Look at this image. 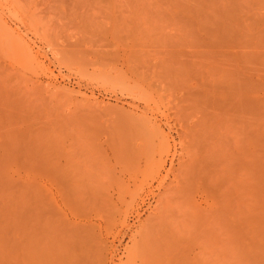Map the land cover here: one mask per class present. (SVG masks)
<instances>
[{
  "label": "rangeland",
  "instance_id": "374dc122",
  "mask_svg": "<svg viewBox=\"0 0 264 264\" xmlns=\"http://www.w3.org/2000/svg\"><path fill=\"white\" fill-rule=\"evenodd\" d=\"M263 43L264 0H0V264H21L30 215L38 264L84 251L88 264H264ZM246 82L260 98V208L241 215L240 123L208 127L233 151L211 164L218 188L195 179L216 150L193 134L202 92ZM72 176L91 187L77 179L78 199Z\"/></svg>",
  "mask_w": 264,
  "mask_h": 264
},
{
  "label": "bare ground",
  "instance_id": "6f19581e",
  "mask_svg": "<svg viewBox=\"0 0 264 264\" xmlns=\"http://www.w3.org/2000/svg\"><path fill=\"white\" fill-rule=\"evenodd\" d=\"M224 3V2H223ZM223 5V4H222ZM228 8V7H227ZM218 11V10H217ZM200 13V12H199ZM211 19V18H210ZM215 20V19H214ZM201 23V22H200ZM255 23V22H254ZM222 30H223V28H222ZM227 33V32H226ZM222 35V34H221ZM257 35V34H256ZM228 37V36H227ZM259 38V37H258ZM257 41V40H256ZM224 42V41H223ZM264 44V43H263ZM249 65V64H248ZM258 69V68H257ZM262 69V68H261ZM219 82V81H218ZM225 83V82H224ZM231 83V82H230ZM220 84H222V83H220ZM229 84V83H228ZM240 84H242V85H244L245 86V88L242 90V89H240L237 85H235L234 86V84H233V86L236 88V86H237V89H235V91H236V93H233L232 94V89H234V87H231V86H228L229 87V91H225V90H228V89H225L224 90V85H221L223 88L221 89V86L219 85V83H218V88H220L221 90H218L217 88H213L214 90H211L212 91V93L211 92H202L200 95L201 96H198L197 98H196V101L199 103V105H197V107L198 108H196V107H194L193 109H197L198 111V113L199 114H201L200 115V118L198 119L199 120V122H196L197 124H196V126L197 127H199L198 129H201V130H199L201 133H199V131H195V128L194 129H192V130H194L195 131V133H196V136H195V133L193 134L194 135V137H193V139H194V142H195V140L197 141L198 139L200 140V143H202L201 144V146L202 145H207V146H203V147H205V149H206V147H209L210 145H212V148H213V150H218L217 152L218 153H220V154H222V152L224 151V149L226 150L227 149V146H228V144H227V140L225 141V139H223L222 137H225L226 135L223 133L224 131V129H226V128H224L223 130H222V133L224 134V135H222V134H220L219 132H221V129H220V131H219V129L217 128L218 126H220V123H222V121H219V120H221V119H224V120H226V118H231V117H233V119H235L236 121H238L239 123H240V127H239V134H236V140H237V142H236V148L235 149H233L234 150V153H233V151H231L232 153H233V155L232 156H234L235 157V159H237L238 160V162L240 163H238L237 165H241V167L243 166V167H246V169L248 168L247 166L250 164L251 166H249L250 168L248 169V171H246L245 169H243V167L241 168L240 167V169H243V170H245L246 172H248V173H250V174H246V172L245 171H243V172H245L244 174H246V175H244V174H242V175H244V178H243V176H240L242 179H239V181H240V183H239V191L241 190V192L243 193V197L242 198H245L244 196H248V193L246 192V188H247V180H248V176L249 175H252V177H253V180L251 181V184L249 185V188H251V193H252V197H251V199L253 198V200H254V202H250V203H248L247 204V202H245V200L244 199H242L241 198V202H242V207L241 208H243V209H245L244 211L241 209V212H243L241 215H244V213H245V211H250V210H253L255 207L256 208H258V206H257V203H259L260 202V200L259 199H257V198H259L260 197V180L261 179H263V181H264V175H261V179H260V98L257 96V97H253V98H250V97H247V94L251 91L250 90V88L251 87H253L252 86V83H251V85H249V82H246V83H240ZM230 85H232V84H230ZM215 86H217L216 85V82H215ZM211 87H212V85H211ZM255 87V86H254ZM216 89V90H215ZM245 89H247V91L245 90ZM218 90V92L216 93V91ZM248 92V93H247ZM233 96V100H234V106L236 105V108L235 107H233V110L234 111H230V107L227 105V101H228V99H229V96ZM189 100H191V98H189ZM194 101H195V99H194ZM262 102H264V101H262ZM191 105H192V103H191ZM194 105H192V107H193ZM196 106V105H195ZM199 107H201V108H199ZM208 107H209V110H210V107L212 108V110L211 111H208ZM232 112H234V113H232ZM263 116H264V114H263ZM262 116V117H263ZM197 120V121H198ZM263 120V119H262ZM200 123V124H199ZM217 123H219V125L217 124ZM195 124V123H194ZM209 124V125H208ZM210 125H212V128L210 127V131L212 132H210V135H213V136H222L221 138H222V140H223V142L222 143H220L219 141V137H213V136H210L209 135V132H208V127L210 126ZM218 125V126H217ZM192 126H194V125H192ZM202 127H204V128H202ZM224 127V126H223ZM205 128H207V129H205ZM216 128L218 129V131L216 130ZM203 129H205V130H207V131H205V130H203ZM214 129V130H213ZM216 130V131H215ZM204 131V132H203ZM190 132H193V131H190ZM206 132V134H205V138H214V139H218V142H219V145H218V142H217V145L216 144H214V142H215V140L214 139H210V140H214L213 142L212 141H210V143H208L207 141H209V139L207 140H205V138H203L204 136H202L201 137V139H200V137H199V135L198 134H202V133H205ZM207 132H208V134H207ZM214 132H217V133H215V135H214ZM188 133H189V131H188ZM228 133V132H227ZM189 135H190V133H189ZM206 135H208V136H210V137H206ZM191 136V135H190ZM264 136V135H263ZM195 137H196V139H195ZM199 137V138H198ZM192 139V140H193ZM198 142V141H197ZM212 142V143H211ZM226 142V143H225ZM229 142V141H228ZM264 142V141H263ZM196 143V142H195ZM206 143V144H205ZM225 145H224V144ZM197 144H199V143H197ZM210 144V145H209ZM221 144H223V145H221ZM230 145V144H229ZM201 146H199V148H201L202 149V147ZM218 146H220V147H218ZM196 147H198V146H196ZM218 149H217V148ZM223 147V148H222ZM225 147V148H224ZM229 147V146H228ZM211 148V147H210ZM230 148V147H229ZM204 149V148H203ZM232 149V148H231ZM231 149H228V150H231ZM208 150V149H207ZM210 150V149H209ZM221 152H220V151ZM223 150V151H222ZM228 150H226L228 153H230ZM216 151H212V152H209V153H207L208 155V157H205L204 155L203 156H201V157H204V158H198V163H200V165L201 164H203L202 165V167L201 168H199V169H197L196 170V172L199 170V174H198V176L200 175V177H197V178H195V179H205V183L206 184H212L213 186L214 185H216L217 186V188L219 187L218 186V184H220V183H225V182H222V180H218V179H220V177L222 176L223 177V175H224V170L222 171L221 169H219V168H221L220 167V165L222 166V168H223V165H225V164H223V163H228V160L230 159V156H231V154L232 153H230V154H228V155H226V153L225 154H222L221 156L220 155H218V153L216 152ZM202 154V153H201ZM225 155H226V157L228 158V156H229V158H228V160H226V162H224V160L225 159H227V158H225ZM196 156V155H195ZM220 156V157H219ZM223 156V157H222ZM220 158H225V159H222L223 160V162H222V160L220 161ZM231 158H233V157H231ZM202 161H200V160ZM203 159H204V161H203ZM207 159L208 160H210V165H209V161H207ZM214 159H215V161H214ZM218 159V160H217ZM234 159V158H233ZM234 159V160H235ZM197 160V159H196ZM195 160V161H196ZM213 160V161H212ZM231 160L232 159H230L229 160V162H231ZM233 160V161H234ZM200 161V162H199ZM236 161V160H235ZM247 161V162H246ZM248 161H250L249 162V164H248ZM216 162V163H215ZM220 162H222V163H220ZM191 163H192V165H193V160L191 161ZM198 163H196V164H198ZM218 163V165H219V168H218V171L216 170V168H217V166L218 165H216L215 167H213V168H215L214 170H212L213 168H211L212 166H211V164H213V166H214V164H217ZM236 163H237V161H236ZM264 163V162H263ZM185 164V163H184ZM199 165V164H198ZM199 165V166H200ZM190 166V165H189ZM196 167V166H195ZM194 167V168H195ZM229 167V166H228ZM231 167V166H230ZM232 167H233V165H232ZM232 167H231V169L230 168H227V167H225V169L227 168L228 170H229V172L232 170ZM71 168H74V167H71ZM186 168V167H185ZM209 168V169H208ZM211 168V169H210ZM237 168H238V166H237ZM252 168V171L251 172H249V170ZM84 169H85V167H84ZM76 170V169H75ZM191 170H193L194 172H195V169H191ZM219 170H221L222 171V175H221V173L218 175V172H219ZM228 170H227V172H228ZM187 171V170H186ZM217 171V172H216ZM240 171V170H239ZM242 171H241V173H242ZM194 172L192 173L193 174V176H194ZM195 172V174L197 175V173ZM263 172V171H262ZM71 173H73V171L71 172ZM74 173L77 175V173H76V171H74ZM188 173V172H187ZM87 174V173H86ZM217 174V175H216ZM71 175H73L74 176V174H71ZM75 175V176H76ZM195 175V176H196ZM226 175V174H225ZM224 175V176H225ZM227 175H228V173H227ZM72 176V177H73ZM218 176V177H217ZM245 176H247V177H245ZM77 178V177H76ZM224 179H226L225 177H223ZM222 178V179H223ZM78 179V178H77ZM77 179L74 181V183H73V180H74V177L72 178V181H71V184L73 183L74 184V187H72L73 185H71V187L73 188V189H71L70 190V192L72 191V190H74L75 189V191L77 190V185L75 186V182H77ZM82 179H84V178H82ZM194 179V178H193ZM194 179V180H195ZM70 180H71V177H70ZM79 180V179H78ZM97 180H98V178H97ZM84 181L86 182V180H83V181H80L79 180V182H77V183H80V182H82L83 184H84ZM224 181H226V180H224ZM217 182H219V183H217ZM262 182V181H261ZM217 183V184H216ZM238 183V182H237ZM83 184H79L78 186L80 187V189H83V188H85V189H83V190H86V188L87 189H90L91 187H88L87 185H86V183H85V185H86V187H81V186H85V185H83ZM216 186H214V187H216ZM221 186V185H220ZM238 186V185H237ZM77 187V188H76ZM101 186H99V188H100ZM79 189V188H78ZM179 189V188H178ZM238 189V188H237ZM75 191H72V194L71 195H73L74 193H75V195L77 194ZM96 191V190H95ZM94 191V192H95ZM181 191V190H180ZM179 193V192H178ZM79 194V193H78ZM77 194V195H78ZM82 194H84V193H82ZM75 195H73V196H75ZM79 196L81 197V193L79 194ZM83 196V195H82ZM80 197H78V196H75V198H80ZM76 199V200H77ZM82 199H83V197H82ZM81 199V200H82ZM255 199L256 200H259L257 203H255ZM175 202V201H174ZM249 202V201H248ZM186 203V202H185ZM247 205H246V204ZM254 203V204H253ZM249 204H252V206H254L255 204V207L253 208V207H251V205H250V207H247V206H249ZM260 204V203H259ZM244 206V207H243ZM246 207H247V209H246ZM251 208V209H250ZM253 208V209H252ZM260 208V207H259ZM258 208V209H259ZM258 209H257V212H258ZM248 211V212H249ZM251 212H255V209H254V211H251ZM247 215V214H246ZM170 216V215H169ZM256 216H258L257 214H256ZM260 216V215H259ZM165 217V216H164ZM153 218V217H152ZM38 219V221L40 222L41 221V217L40 216H37V215H35V221L32 219V216L30 215V216H26L25 217V219H24V221H23V226H22V230H21V236H20V243H21V255H22V259H21V264H38V254H37V249H36V247L35 246H37V244H38V242H39V240H38V236H39V234H40V227H39V225L36 223V220ZM34 221V222H32V224L30 223L31 221ZM260 220V219H259ZM166 222V221H165ZM80 226L78 225V223L77 222H73V224H71V228H70V235H69V237L71 238V240L73 241V240H75V236H79V235H77V232H80ZM56 230H59V228L58 229H56ZM57 233V232H56ZM58 233H59V231H58ZM144 236H146V235H144ZM69 238V239H70ZM74 238V239H73ZM76 241V240H75ZM74 241V242H75ZM145 241V240H144ZM74 242H73V244H74ZM77 242V241H76ZM71 246H72V243H71ZM74 247H75V244H74ZM73 246H72V248H74ZM138 248V247H137ZM144 250V249H143ZM84 251V250H83ZM85 252V251H84ZM84 252H81V254L82 255H84L83 253ZM87 252V251H86ZM32 254V256H30ZM82 255H80V257H81V261H80V259L79 258H76V260L74 261V263L75 264H77V260H78V263L79 262H81V263H79V264H83V262L85 263V256L86 255H84L83 257H84V259L82 258ZM142 255V254H141ZM75 256H77V254L75 255ZM75 256L73 255L72 256V254H71V257L73 258L74 257V259H75ZM89 258V257H88ZM91 259V258H90ZM83 261V262H82ZM85 264H88L87 262L85 263Z\"/></svg>",
  "mask_w": 264,
  "mask_h": 264
}]
</instances>
